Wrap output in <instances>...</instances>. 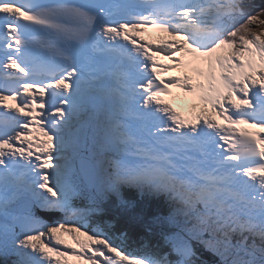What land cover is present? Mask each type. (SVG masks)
<instances>
[{
    "label": "snow or ice",
    "instance_id": "1",
    "mask_svg": "<svg viewBox=\"0 0 264 264\" xmlns=\"http://www.w3.org/2000/svg\"><path fill=\"white\" fill-rule=\"evenodd\" d=\"M178 66L194 76L161 75ZM172 88L200 102L193 118ZM110 194L127 227L159 229L156 247L113 231ZM0 257L264 264V0H0Z\"/></svg>",
    "mask_w": 264,
    "mask_h": 264
},
{
    "label": "trees",
    "instance_id": "2",
    "mask_svg": "<svg viewBox=\"0 0 264 264\" xmlns=\"http://www.w3.org/2000/svg\"><path fill=\"white\" fill-rule=\"evenodd\" d=\"M256 2L260 3L261 0H256ZM120 195L126 200L133 201L137 205L138 210H145L149 214L156 215H167L168 213V207L163 205L160 197H142L135 188L129 186L122 187L120 189ZM115 201L116 197L110 194L104 202L105 207L108 210V215L113 217V231L115 232L116 229L127 230L129 234L128 242L141 247H144L145 244H148L153 248L156 247L159 238V229L153 234L148 229L142 227H127L124 219L114 211ZM116 234L119 233L116 232ZM202 258H205V260H208L207 258L212 259V257L204 255V253Z\"/></svg>",
    "mask_w": 264,
    "mask_h": 264
},
{
    "label": "rangeland",
    "instance_id": "3",
    "mask_svg": "<svg viewBox=\"0 0 264 264\" xmlns=\"http://www.w3.org/2000/svg\"><path fill=\"white\" fill-rule=\"evenodd\" d=\"M162 58H163V61L162 62H164V63H174V61H168L166 59V57H162ZM167 72H168L169 76H183V75L194 76V73H193V71H192V69L190 67H185L184 68L183 66H178L176 68L167 70ZM188 103H190V104H196L198 106V110H199L200 102L198 100L192 99V100L188 101L186 104H188ZM211 111H214V110L208 109L205 114L209 116V114H210ZM218 117L219 116L216 114V119H215L216 122H220L221 121V119H219ZM222 121H224V120H222ZM40 215H41L42 219L44 221H46L47 223H49L48 221L49 220H52V219H55L54 222L64 223L63 222L64 217L61 214L47 215V214H42L41 213ZM49 224H51V223H49ZM64 234L66 236H68L70 240H72L71 239V236H69L67 233H64ZM0 258L3 259V260L6 259L4 257H0Z\"/></svg>",
    "mask_w": 264,
    "mask_h": 264
},
{
    "label": "bare ground",
    "instance_id": "4",
    "mask_svg": "<svg viewBox=\"0 0 264 264\" xmlns=\"http://www.w3.org/2000/svg\"><path fill=\"white\" fill-rule=\"evenodd\" d=\"M192 99H194V98H192V97H189L188 98V101H190V100H192ZM187 101V102H188ZM193 105H196V104H190V103H188V104H185V105H183V108H185V110L186 111H189L191 114H189V113H187L186 114V117H190V116H194L196 113L193 111ZM197 106V105H196ZM197 110H198V106H197ZM209 116L213 119V120H215L216 119V112L215 111H211L210 112V114H209ZM219 116V115H218ZM221 119H223L221 116H219ZM160 200L164 203V204H166V205H168L167 204V202H166V200H164L163 198H160ZM55 221V219H52V220H49L48 222L49 223H52V222H54ZM63 222H65V219H63ZM60 235H61V237H62V239H64L65 240V242L67 243V244H71V243H73V241L72 240H70L69 239V237L68 236H66L64 233H60ZM155 245H156V243H155ZM127 247L129 248V249H131V250H137V249H139V250H143V247H141V246H138V245H136V244H133V243H130V242H128L127 241ZM62 250H63V248H62ZM204 255H207V256H209V257H211V255L209 254V253H204ZM203 256V255H202ZM69 260H70V264H82V262L81 261H78V260H75V259H73V258H68ZM11 260H12V258H8V259H1L0 258V264H11ZM204 260H205V258H204Z\"/></svg>",
    "mask_w": 264,
    "mask_h": 264
}]
</instances>
